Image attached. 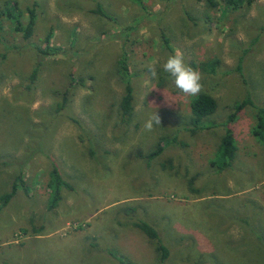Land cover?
<instances>
[{
	"label": "rangeland",
	"instance_id": "1",
	"mask_svg": "<svg viewBox=\"0 0 264 264\" xmlns=\"http://www.w3.org/2000/svg\"><path fill=\"white\" fill-rule=\"evenodd\" d=\"M15 1L22 11L36 7L37 24L25 40L0 15V196L21 179L0 208V264H264L256 110L246 106L230 124L236 156L216 173L210 162L222 123L183 130L192 96L163 70L169 56L182 54L201 73V92L218 105L204 123L224 122L247 95L264 107V0H244L233 12L223 0ZM50 30L58 53L40 59L37 48ZM245 49L240 75L235 67ZM123 54L133 88L126 125L118 116ZM66 90L68 102L56 112ZM155 112L161 124L149 131L144 125ZM175 135L176 144L148 158L161 138ZM51 161L69 188L49 211ZM137 222L158 231L165 261Z\"/></svg>",
	"mask_w": 264,
	"mask_h": 264
},
{
	"label": "trees",
	"instance_id": "2",
	"mask_svg": "<svg viewBox=\"0 0 264 264\" xmlns=\"http://www.w3.org/2000/svg\"><path fill=\"white\" fill-rule=\"evenodd\" d=\"M139 2V0H137ZM169 1V0H167ZM210 4H215L214 0H208ZM249 3V1H247ZM244 0H223V8L226 11L233 12L240 9L243 6ZM0 15L4 16L10 23L13 24V30L21 34L22 38L25 40L30 39L36 29L37 24V11L36 7H28L25 11L19 9V6L15 0H6L3 1L2 6L0 7ZM95 12L103 17H107V14L97 7ZM26 15V23L23 24L22 18L23 15ZM52 38V31L50 30L45 37V47L37 48L38 55L40 59L53 57L58 53L57 48L49 46L50 40ZM258 40V37H255L251 40L250 44L253 45ZM164 42L166 47H168V40L164 37ZM169 48V47H168ZM249 49L243 50V53L239 56L235 71L242 75V62L243 58ZM118 75L124 81V94L121 97L118 116L119 122L121 125H126L133 112V88L130 84V73L127 66L126 55L123 54L122 58L118 61ZM40 62H37L33 68L29 79L31 82H34L37 78L39 72ZM205 71L210 73H215L214 67L203 63L201 65ZM209 67V69H206ZM67 90L62 95V100L56 105V112L61 111L68 102ZM190 114L185 125L182 126V129L188 131L191 134L197 133L199 130L204 131L206 129H211L216 125H221L224 127L225 132L221 137L214 158L211 160L210 165L214 168L216 173H222L232 166V163L235 159L237 147L235 144L234 134L230 124L235 121L237 115L246 107H253L255 112V125L252 129V135L255 139L264 145V107H260L254 104L249 95L243 98L242 101L238 102L234 106V112L231 113L224 122L220 123H204L203 121L207 118L213 116L217 111V101L216 99L206 92H201L197 96L192 97L190 100ZM177 142L176 135L171 138H161L156 144L155 147L149 152L148 158L150 160L158 157L163 151L165 146L170 145V143ZM91 154L93 151L91 150ZM13 183L11 190L8 193L0 196V208L5 206L9 200L14 196L17 191L18 184L21 182L20 176ZM191 184V183H190ZM49 194L46 202L47 210L51 211L55 209L59 202L62 199V190L64 188H69V184L63 179L58 167L54 162L51 161V169L49 172V181H48ZM135 226L141 230L147 237L156 242V252L159 253V263L165 261L169 257L168 249L163 245L160 240L158 231L153 228L151 225L145 222H137ZM256 240H258L256 238ZM262 241L260 244L262 249H264V237H260ZM259 241V240H258ZM261 262L264 263V251L260 253ZM124 263V262H123ZM128 264V263H126Z\"/></svg>",
	"mask_w": 264,
	"mask_h": 264
},
{
	"label": "clouds",
	"instance_id": "3",
	"mask_svg": "<svg viewBox=\"0 0 264 264\" xmlns=\"http://www.w3.org/2000/svg\"><path fill=\"white\" fill-rule=\"evenodd\" d=\"M164 72L168 73L174 78V84L182 93L195 97L201 93L203 85L201 84V73L193 69L184 62L182 54H175L168 57L167 61L163 64ZM153 77L156 76V71H151ZM160 125L161 119L157 112L147 120L144 127L151 131L153 125Z\"/></svg>",
	"mask_w": 264,
	"mask_h": 264
}]
</instances>
